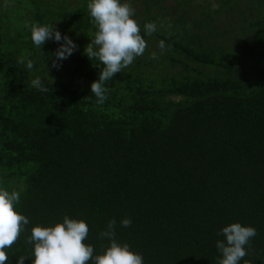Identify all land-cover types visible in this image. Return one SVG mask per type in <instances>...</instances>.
Wrapping results in <instances>:
<instances>
[{"label":"trees","instance_id":"16d2710c","mask_svg":"<svg viewBox=\"0 0 264 264\" xmlns=\"http://www.w3.org/2000/svg\"><path fill=\"white\" fill-rule=\"evenodd\" d=\"M129 2L147 46L101 104L88 0H0V186L29 219L8 264L65 215L88 223L94 254L115 219L144 264H218V232L239 222L257 232L241 264H264V0ZM37 23L77 45L58 68L57 42H31Z\"/></svg>","mask_w":264,"mask_h":264},{"label":"clouds","instance_id":"9594fccd","mask_svg":"<svg viewBox=\"0 0 264 264\" xmlns=\"http://www.w3.org/2000/svg\"><path fill=\"white\" fill-rule=\"evenodd\" d=\"M87 10L95 32L84 53L90 60H98L103 65L99 78L91 83L90 92L102 104L107 99L105 82L143 55L147 45L129 0H88ZM143 28L145 35H151L156 31V24L147 22ZM29 31L31 42L39 49L48 40L59 44L53 67H60L77 48L68 35L62 36L53 25L32 24ZM159 46L164 49V42L160 41ZM153 58H156L155 54ZM26 67L31 69L32 62L28 61ZM30 83L38 90H48L40 78H34ZM19 199L18 191L0 186V264H8L7 249L29 224V219L17 210ZM131 223L130 218H124L120 226L127 228ZM115 229V219L109 220L107 229L100 233L101 238H106L109 243L102 253L94 254L93 245L86 243L89 225L85 220L65 215L51 225L37 224L31 228L27 239L32 245L31 255L19 256L16 264H24L27 258H31L32 264H144L142 254L115 239ZM218 235L223 237L215 245L220 253L218 264H241L247 255L246 246L257 232L252 226L234 222L222 227Z\"/></svg>","mask_w":264,"mask_h":264}]
</instances>
